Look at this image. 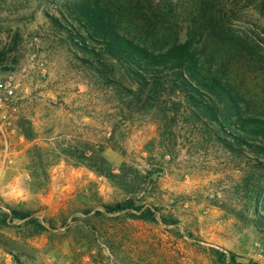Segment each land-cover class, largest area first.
<instances>
[{
  "label": "rangeland",
  "instance_id": "obj_1",
  "mask_svg": "<svg viewBox=\"0 0 264 264\" xmlns=\"http://www.w3.org/2000/svg\"><path fill=\"white\" fill-rule=\"evenodd\" d=\"M70 1L0 0V79L14 74L18 84L0 107V252L18 264H215V249L236 255V264H264V236L245 221L264 205V171L182 120L174 136L162 137L154 113L140 112L122 88L78 60L83 56L51 19L66 22ZM222 1L233 32L264 50L257 2ZM121 3L112 0L118 28L140 42H185L191 26H204L195 0ZM202 46L219 63L218 47ZM224 61L222 71L246 94L251 111L264 113V61ZM21 120L31 123L34 141L21 134ZM69 146L103 152L128 186L65 156ZM127 199L152 207L158 223L106 212ZM11 210L30 214L48 231L32 236L26 221L6 218ZM161 216L179 223L165 225Z\"/></svg>",
  "mask_w": 264,
  "mask_h": 264
},
{
  "label": "trees",
  "instance_id": "obj_2",
  "mask_svg": "<svg viewBox=\"0 0 264 264\" xmlns=\"http://www.w3.org/2000/svg\"><path fill=\"white\" fill-rule=\"evenodd\" d=\"M115 2L127 4V0ZM247 2H257L256 13L264 18V0ZM194 5L204 26H191L185 42L160 46L154 41L140 42L131 33L122 32L116 20L117 5L112 0H71L64 5L66 22L51 19L67 33L74 51L83 56L78 60L108 86L122 88L140 112L155 114L162 137L174 136V129L182 120L201 132L207 142L217 143L238 159L256 162L249 166L264 171V113L252 112L246 94L232 75L222 71L227 58L241 57L248 66L261 64L264 60H259V53L264 50L247 34L233 32L222 0H195ZM202 43L218 47L219 63L207 55ZM19 129L27 141L36 139L30 122L21 120ZM62 151L115 185L128 186L125 173L114 174L103 152L80 151L70 146ZM37 158L42 163L40 156ZM106 212L130 213L145 222L158 223L152 207L145 208L133 199L107 206ZM253 215L245 221L264 236V205H256ZM162 217L165 225L179 223L172 217ZM6 218L26 221L33 229L32 236L48 231L47 226L28 213L11 210ZM210 253L215 264H236V255L232 253L227 255L215 249H210Z\"/></svg>",
  "mask_w": 264,
  "mask_h": 264
},
{
  "label": "built area",
  "instance_id": "obj_3",
  "mask_svg": "<svg viewBox=\"0 0 264 264\" xmlns=\"http://www.w3.org/2000/svg\"><path fill=\"white\" fill-rule=\"evenodd\" d=\"M18 90V84L14 74L0 79V107H2L10 98H13ZM2 130V126H0ZM0 264H18L10 254L0 252Z\"/></svg>",
  "mask_w": 264,
  "mask_h": 264
}]
</instances>
